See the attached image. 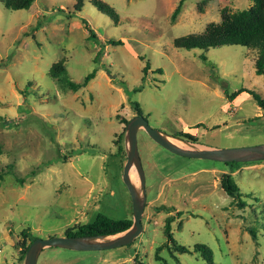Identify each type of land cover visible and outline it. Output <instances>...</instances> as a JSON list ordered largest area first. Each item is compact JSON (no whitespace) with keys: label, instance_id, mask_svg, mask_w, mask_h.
Instances as JSON below:
<instances>
[{"label":"rangeland","instance_id":"1","mask_svg":"<svg viewBox=\"0 0 264 264\" xmlns=\"http://www.w3.org/2000/svg\"><path fill=\"white\" fill-rule=\"evenodd\" d=\"M180 1L85 0L78 12L77 0H36L30 10L19 11L0 0V264H25L23 252L34 237H64L99 214L134 219L122 176L127 125L139 116L135 104L151 127L171 136L193 135L197 147L264 145V112L253 96L230 100L240 90L264 98L256 53L240 46L204 53L174 45L220 24L224 11L241 12L255 1L185 0L173 20ZM99 2L117 18L99 11ZM85 22L97 41L89 40ZM55 67L66 68L75 83L93 71L96 77L73 92ZM138 145L147 187L143 233L110 251L47 248L37 264H161L160 247L167 264H264V161L231 168L181 157L144 129ZM231 172L245 209L221 188V178ZM169 217L177 243L190 251L209 247L211 263L201 254L166 248Z\"/></svg>","mask_w":264,"mask_h":264},{"label":"trees","instance_id":"2","mask_svg":"<svg viewBox=\"0 0 264 264\" xmlns=\"http://www.w3.org/2000/svg\"><path fill=\"white\" fill-rule=\"evenodd\" d=\"M36 0H2L5 4L6 8L12 11L19 10H30ZM185 0H181L177 9L172 15V19L175 20L177 16L180 14L182 6ZM254 6L250 9L237 12L230 13L228 11H224L222 15V21L220 24H210L203 34L201 35H189L186 37H182L175 40V47L179 49L185 50H196L199 49L204 53H208L213 49H218L224 46H240L246 48L248 50H252L256 53V74L264 77V0H254ZM85 0H77V4L75 6L78 12H81L84 8ZM96 7L99 11L107 14L108 16L116 19L117 16L114 13V10L110 8L108 5L104 3H96ZM86 29L89 33V40H98V37L95 35L94 31L88 26L87 22H85ZM109 43L114 46L122 45L121 41L110 40ZM204 60L207 57L202 56ZM149 64H146L144 68V73H147L149 68ZM160 73L163 71L160 70ZM54 73L59 77V81L64 85V87L69 88L73 92H79L80 90L85 89L89 83L95 79L96 71H93L89 75H87L82 83H75L69 78L68 70L64 67L57 69L55 67ZM249 93L253 96L256 101L258 107L264 112V98L256 95L252 91L248 90H240L233 95L230 96V100H234L237 96ZM233 102V101H230ZM137 107L136 111L139 115H143L139 104H135ZM175 138H179L185 140L190 143L199 144L197 137L190 135L188 133H178L174 135ZM124 136L121 135L118 141V144L121 145ZM119 151H123V147L119 146ZM64 160V159H63ZM224 164V163H223ZM241 165L239 163H228L225 166H233ZM11 173H7L10 175ZM5 175L0 173V180L3 181ZM21 185H23L26 181L24 179H20L18 181ZM221 188L223 191L233 199L232 204L237 206L239 209H245L247 206V202L243 197V193L240 190V187L235 183L232 172L223 175L221 178ZM174 209L167 208V213H172ZM179 216H182V212H178ZM172 223L173 217H169L166 219L165 223V235L167 238L166 248L174 254L173 252L178 253H189V254H201L208 262L211 261L212 251L207 246H199L194 251H190L188 247L184 245L178 244L174 238V234L172 231ZM133 224V220L130 218H124L121 220H115L109 218L103 214L97 215L94 221L79 225L77 227L69 230L65 236L67 237H98V236H114L125 231L129 230ZM253 238H256V232L250 231ZM23 238L29 239L30 234L26 231L22 233ZM36 240L34 237L30 241V245L33 241ZM29 245V246H30ZM29 246L24 249L23 256L27 253ZM165 247H160L157 251L156 260L161 264H167L165 259L160 256L159 252L162 251ZM212 264V263H211Z\"/></svg>","mask_w":264,"mask_h":264},{"label":"water","instance_id":"3","mask_svg":"<svg viewBox=\"0 0 264 264\" xmlns=\"http://www.w3.org/2000/svg\"><path fill=\"white\" fill-rule=\"evenodd\" d=\"M144 129L148 136L165 150L189 159L208 160L219 163H256L264 161V145L216 149L200 148L194 143L175 138L166 133L154 129L144 116H136L130 120L127 125V161L123 169V182L130 193L133 207V224L131 228L124 233L114 236L98 237H54L50 239H36L30 245L25 264H37L40 254L47 248H60L79 252H98L110 251L131 245L144 231L143 216L147 206V187L146 175L143 168L142 160L139 153L138 134ZM167 137L180 140L192 146L193 149L181 148L173 144ZM204 147V146H202ZM136 169L140 189L131 179L130 172Z\"/></svg>","mask_w":264,"mask_h":264},{"label":"bare ground","instance_id":"4","mask_svg":"<svg viewBox=\"0 0 264 264\" xmlns=\"http://www.w3.org/2000/svg\"><path fill=\"white\" fill-rule=\"evenodd\" d=\"M169 141H171L173 144H175L176 146L178 147H181V148H187V149H193L191 145L189 144H186L185 142H182L180 140H177V139H173L171 137H167ZM201 148V147H200ZM135 174V170L132 169L131 172H130V176H131V179L133 181V183L135 185H137V181L135 180V178L137 177H134L133 175Z\"/></svg>","mask_w":264,"mask_h":264}]
</instances>
